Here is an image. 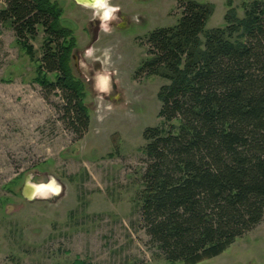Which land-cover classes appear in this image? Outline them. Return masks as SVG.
Segmentation results:
<instances>
[{"label":"rangeland","instance_id":"374dc122","mask_svg":"<svg viewBox=\"0 0 264 264\" xmlns=\"http://www.w3.org/2000/svg\"><path fill=\"white\" fill-rule=\"evenodd\" d=\"M53 1L62 5L61 22L76 39L70 64L83 81L90 123L77 139L61 118L59 92L47 93L37 82L42 29L30 40V56L0 22V264H170L155 254L138 200L143 132L161 124L158 92L168 82L138 70L148 57V33L176 24L179 2L186 0H110L121 9L111 33L100 30L92 9ZM195 1L212 5L205 25L212 29L225 26L230 8L243 18L248 0ZM88 47H95L98 60L85 59ZM105 50L110 61L102 67ZM102 70L113 73L108 93L96 89L95 74ZM51 176L58 195L24 197L27 184L48 183ZM198 264H264V217L224 252Z\"/></svg>","mask_w":264,"mask_h":264},{"label":"trees","instance_id":"16d2710c","mask_svg":"<svg viewBox=\"0 0 264 264\" xmlns=\"http://www.w3.org/2000/svg\"><path fill=\"white\" fill-rule=\"evenodd\" d=\"M178 8L176 24L146 36L148 57L138 70L168 82L158 92L161 124L143 132L139 213L156 255L198 264L264 217V0L245 2L241 19L230 8L225 26L212 29H205L211 4L186 0ZM62 12L56 1L3 0L0 22L30 56L42 29L36 80L59 92L65 127L80 139L90 119L70 64L76 39Z\"/></svg>","mask_w":264,"mask_h":264},{"label":"clouds","instance_id":"9594fccd","mask_svg":"<svg viewBox=\"0 0 264 264\" xmlns=\"http://www.w3.org/2000/svg\"><path fill=\"white\" fill-rule=\"evenodd\" d=\"M76 3L84 8H90L93 10V19H99L100 25L99 28L105 33H111L113 30L110 22L117 20V13L121 11L118 5L110 3V0H76ZM96 49L95 47H88L84 51L85 59H94L98 60L99 58L95 57ZM110 61V52L105 50L103 64H107ZM80 67L87 69L88 65L84 61H80ZM113 73H109L106 70L98 71L95 74L96 80V89L100 93H108L111 88V76ZM110 107V106H109ZM54 185L55 187H51ZM37 192L39 193H48L51 192L55 195L59 194L60 187L54 176L49 177L48 184H40L36 186Z\"/></svg>","mask_w":264,"mask_h":264},{"label":"bare ground","instance_id":"6f19581e","mask_svg":"<svg viewBox=\"0 0 264 264\" xmlns=\"http://www.w3.org/2000/svg\"><path fill=\"white\" fill-rule=\"evenodd\" d=\"M44 184H48V183H44ZM38 185H40V184H38ZM37 184H35L32 188H29V192H30V194H31V196L32 197H36V196H38V197H48V196H52V194L53 193H51V192H48V193H39V192H37V188H36V186H38ZM51 187H55L54 185H50ZM62 188V187H61Z\"/></svg>","mask_w":264,"mask_h":264},{"label":"water","instance_id":"95a60500","mask_svg":"<svg viewBox=\"0 0 264 264\" xmlns=\"http://www.w3.org/2000/svg\"><path fill=\"white\" fill-rule=\"evenodd\" d=\"M73 59H76V56L75 55H73ZM34 185H29V184H27L26 186H25V188L23 189V195H24V197H26L27 199H30V198H32V196H31V194H30V192H29V188H32Z\"/></svg>","mask_w":264,"mask_h":264},{"label":"flooded vegetation","instance_id":"af4514ba","mask_svg":"<svg viewBox=\"0 0 264 264\" xmlns=\"http://www.w3.org/2000/svg\"><path fill=\"white\" fill-rule=\"evenodd\" d=\"M51 1H53V0H51ZM74 2H76V0H73ZM58 2H60V1H58ZM59 5H60V3H58ZM61 7H62V5H60ZM89 31V30H88ZM77 44V43H76ZM78 47L76 46L75 48H74V51H73V54H72V59H73V55H75L74 54V52H75V50L77 49Z\"/></svg>","mask_w":264,"mask_h":264}]
</instances>
